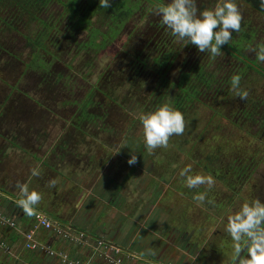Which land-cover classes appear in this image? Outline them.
<instances>
[{
	"label": "rangeland",
	"instance_id": "obj_1",
	"mask_svg": "<svg viewBox=\"0 0 264 264\" xmlns=\"http://www.w3.org/2000/svg\"><path fill=\"white\" fill-rule=\"evenodd\" d=\"M63 1L67 0L52 2L50 7L54 17L51 22L57 23L59 27L56 25L57 28L52 31L56 43H50L48 39L46 41L47 53L39 50L40 54L32 57L33 50L26 38L29 35L31 39L42 29L41 27L34 28L32 24L25 25L20 22L15 27L17 29L11 31L1 28L0 43L3 49L0 48V88L12 87L16 93L12 96V101H9V106L3 105L8 119L3 118V115L0 117V123H27L33 116L39 117L41 114L39 106L52 107L49 104H54L55 109L62 113L58 123L75 122L79 117L80 136L83 133L87 134L88 138L91 134L95 135L96 139L102 141L100 147L105 156L113 157L116 155L114 152L121 148L119 153L123 155L119 160V166L122 167L121 173L125 179H128L127 176L136 168L135 165L129 166L126 163L129 151L135 152L141 169V177L138 176L139 193L142 192L143 196L150 193V185L153 194L159 191L154 209L158 206L164 209L158 215L166 222V227L170 229L178 220L181 230L195 231L194 239L199 240V245L203 249L201 251L205 254L203 258L205 262L203 263L202 257H199L198 263L219 264V259L213 254V250L226 247L229 254L233 250L231 245L229 246L231 237L226 231L227 216L238 210L239 205L249 198H258L264 202V151L256 147L257 127L254 123L241 121L240 113L236 112L237 108L243 106L250 98L253 100L261 98L264 105V76L253 68L241 74V88L249 93L246 101L234 96L231 86L224 83L218 94L211 90L205 97L200 96V101H194L192 106L188 104L180 110L185 119L184 133L171 136L167 148H157L149 153L144 147L142 126L138 116L141 112L157 106L152 94L156 89L157 75L149 66L142 68L139 74H135L133 67L137 60L136 56L138 59L149 58L146 61L151 65L150 57L156 56L163 48L172 47L178 55L176 54L175 59L170 63L167 76L173 80L178 77L180 69H184L183 57L189 56L191 49L171 37L161 25L159 17L155 14V5L162 0H153L154 2L149 1V3L142 0L139 9L137 8L122 25L116 26L111 19L104 16H92L89 27L98 30V33L94 32L92 37L89 27H81V29L74 25L69 27L67 16L60 15L64 12L61 3ZM217 2L218 0H197V7L213 8ZM234 2L242 14L243 31L253 32L251 44L241 52L244 57L252 61L249 63L250 66H255V63L257 67L264 69V63L258 62L255 52L251 50L258 44H264V15L252 10L241 0ZM127 3L131 4L130 1ZM3 15L4 11H1L0 17ZM235 37H238L237 33H233V38ZM90 38H93L98 46L84 45ZM159 45L163 47L158 50ZM32 62L45 67V70L35 64L31 65ZM214 64L223 67L218 72L221 76L229 74L233 68H238L239 71V67H242L240 62L223 54L216 57ZM61 74L62 77H59ZM177 91L173 87L162 103L173 105L171 99ZM2 99L3 97L0 96V111L3 110ZM89 100L93 104L88 108V112L99 116L98 118L89 120L82 118L80 105ZM232 111H235L236 115H231ZM32 114L34 115L31 116ZM42 120L43 123H54V113H47ZM207 156L210 160L206 158ZM236 159L247 162L249 165L247 174L241 176L226 169V166L233 164L232 162L237 163ZM186 165L191 166L193 174L211 175L215 180L212 188L208 190L207 185H201L198 189H188L179 175L180 169ZM216 169L224 172L223 179L226 180L221 178V172H215ZM150 180L144 190L146 185L144 182ZM154 181H157L156 186ZM107 182L115 184L113 177H108ZM158 185H160L159 190L156 188ZM206 190L208 195L203 204L193 200L196 192ZM64 194H68L70 198V195L76 193ZM129 196V198L132 196L130 192ZM168 199L179 200V203L169 202ZM208 200L212 203H208ZM218 204L221 207L215 208L214 205ZM175 207L179 210L174 211ZM132 209L134 208L126 209L123 214L129 211L128 216H131ZM169 213L172 217L177 213L175 220L168 216ZM153 229L154 240L156 236L161 237L160 240L155 241L159 245L157 250L160 253L175 252L176 249L169 248L172 247V243H167L162 236L166 235L165 230L159 232L155 227ZM125 233L128 234V230ZM96 244L97 241L94 245ZM90 251L95 259L102 260L103 257V262L110 264L104 258L107 253L105 247L93 246ZM107 251L111 258L120 259L121 264H128L127 261L131 264H168L164 261L167 260L168 255V257H158L150 252L148 255L132 257L124 251L120 253L109 249ZM145 252L146 249L142 248L139 253ZM173 255L174 253L171 254V258L176 257ZM184 255L186 258L180 256L178 262L172 261L169 264L196 263L198 254L193 255L186 251ZM230 257L232 258V255ZM4 260L5 258H0V261ZM117 260L111 264H120ZM223 264H227L225 259Z\"/></svg>",
	"mask_w": 264,
	"mask_h": 264
},
{
	"label": "crops",
	"instance_id": "obj_2",
	"mask_svg": "<svg viewBox=\"0 0 264 264\" xmlns=\"http://www.w3.org/2000/svg\"><path fill=\"white\" fill-rule=\"evenodd\" d=\"M15 93L12 87L0 88L2 109L3 105L9 106ZM49 105L52 107L39 106L41 114L39 117L32 114L35 118L32 117V122L0 123V214L14 224L10 226L0 222V242L4 244L0 247V258H5L0 264H63L58 257L43 250L26 249L25 234L31 230H34L36 241L84 264H106L103 257L102 260L95 259L90 251L95 241L103 242L109 250L115 247L132 257L150 252L157 254L159 245L155 241L161 237L156 236L154 240L152 225L157 222L159 206L154 209L157 199L151 185L150 193L145 196L139 193L141 169L138 163L136 170L133 169L125 179L119 166L123 153L105 156L100 139L91 133L92 139L85 133L80 136L79 117L75 122L58 123L62 113L55 109L54 104ZM82 106V118L99 117H83ZM5 111H0V117L4 115L3 118L8 119ZM47 113H54V123H43ZM32 168H39L40 176H31ZM108 177H113L115 184L108 183ZM51 180H56L54 187L49 184ZM150 182H144V190ZM19 183H27L30 190L41 194L34 214H46L53 219L50 220L55 226L60 223L73 229L75 234H82L81 240L67 241L52 229L34 228V214L29 216L16 205L20 198ZM156 185L157 181H154ZM64 193L76 194L69 198ZM131 207L134 208L130 210L131 216H128L129 211L123 214ZM127 230L128 234L125 233ZM142 248L146 252L140 254Z\"/></svg>",
	"mask_w": 264,
	"mask_h": 264
},
{
	"label": "trees",
	"instance_id": "obj_3",
	"mask_svg": "<svg viewBox=\"0 0 264 264\" xmlns=\"http://www.w3.org/2000/svg\"><path fill=\"white\" fill-rule=\"evenodd\" d=\"M128 1H130L131 4L127 3ZM141 1L142 0H114L111 8L103 9L99 6V0H67L66 2H61L64 12L60 15L67 16L69 27L74 25L79 29H81V27L88 28L91 25V17L95 15L107 17L117 26L118 24L122 25L126 19H129L137 8L139 9ZM144 1L148 3L149 1L154 2L153 0ZM241 1H243V3H245L252 10L264 15V3H262V0ZM52 2H58V0H0V12L4 11V15L0 17V32L4 29L7 31L17 29L15 27L20 22L25 25L32 24L34 25V28L36 26L41 27L42 29L36 32L31 39L29 35H27L26 38L27 42L30 44V48L33 50L32 57L33 55L35 57L38 56L40 54L39 50L47 53L48 50L45 47L46 41L48 39L50 43H56V41H54V33L52 31L57 28L56 25L59 27L57 23L52 24L51 22L54 18L52 16L53 12L50 11ZM84 7H87V9ZM23 20L26 21L22 22ZM243 25L244 23H241V31L237 33L238 37H235L237 39L233 38L229 42V45L224 46L222 49L223 55H228V57L235 59L236 62H240L242 67H239V71H237L238 68H233V70H231L227 75H218V72L223 67H219V65L214 64L216 57L212 58L208 53H199L195 50L194 46L189 45L186 47L191 49V54L183 57L185 59L182 62L184 64V69H180V73L176 79L170 80L167 76V69L169 68L170 63L175 59V55H178V53L176 50L172 49V47L161 49L163 45H159L158 50L161 49L160 52H158L156 56L150 57L151 65H149L146 61L149 58L138 59V56H136L137 60L135 66L133 67V72L135 74H139L142 68L145 69L149 66V68L157 75L156 89L152 92L155 105L162 104L163 100L169 96L171 89L173 87L176 88L178 91L171 99V102L173 103V106L179 110L185 108L188 104L192 106L194 101H200V96L205 97L208 91L214 90L216 93L219 92L221 85L224 83L225 85L231 86V77L233 75H239L241 77L243 72L253 68L255 71L264 76V69L262 67H257L255 63V66H250L249 63L252 61L244 57L241 52L245 51L247 45L251 44L253 35V32L250 30L247 32L243 31ZM89 29L90 37L93 36L94 32L96 34L98 33L97 29H91V27H89ZM114 30L115 29L113 28L112 31ZM93 38H90L88 41L89 43L86 42L84 45L88 47L98 46L93 41ZM0 48L3 49L2 43H0ZM32 64L35 63L32 62L31 65ZM35 66L39 65L35 64ZM39 67L45 70V67ZM256 99L257 100H253L252 98L248 99L249 101L245 102L243 106H239L236 112L240 113V116L243 117L244 121L254 123L257 127L255 136L258 138L256 139L258 145H256V147L258 146V148L264 151V140L262 141L264 138V105L261 98ZM92 104L91 100L84 102L82 106L83 117L90 118L93 116V114H90L87 111ZM231 115H236L235 111H232ZM259 139H261V141H259ZM206 158L210 160L209 156ZM236 160L237 163L232 162L233 164L226 166V169H228L231 173H236L241 176L245 173L247 174L249 167L247 162L245 160ZM215 172L220 173L221 170L216 169ZM220 176L222 179L224 178L223 171ZM250 257L251 256H249V258Z\"/></svg>",
	"mask_w": 264,
	"mask_h": 264
},
{
	"label": "clouds",
	"instance_id": "obj_4",
	"mask_svg": "<svg viewBox=\"0 0 264 264\" xmlns=\"http://www.w3.org/2000/svg\"><path fill=\"white\" fill-rule=\"evenodd\" d=\"M113 3L114 0H99V6L103 9L111 8ZM155 14L171 37L183 42L184 47L194 46L197 52L208 53L212 58L220 56L224 46H228L233 39V33L241 31L242 14L234 0H218L213 8L205 9L197 7V0H162L155 5ZM251 50L255 52L256 60L264 63V44H258ZM240 80L239 75L231 77V90L234 96L246 101L249 93L241 88ZM138 120L142 126L144 147L149 153L157 148H167L171 136L182 135L185 131L183 113L170 103L141 112ZM120 149L114 153H119ZM137 162L136 153L129 151L126 163L134 166ZM40 174L39 168L31 169V176L38 177ZM179 175L188 189L207 185L210 190L215 183L211 175L193 174L190 165L180 169ZM49 184L54 187L56 180H51ZM17 187L20 198L16 200V205L29 216L33 215L35 206L41 201V194L30 190L27 183H19ZM207 195V190L198 191L193 195V200L203 204ZM207 202L212 203L210 200ZM226 220V231L231 239L235 242L246 239L251 245V259L245 264H264V202L249 198Z\"/></svg>",
	"mask_w": 264,
	"mask_h": 264
},
{
	"label": "flooded vegetation",
	"instance_id": "obj_5",
	"mask_svg": "<svg viewBox=\"0 0 264 264\" xmlns=\"http://www.w3.org/2000/svg\"><path fill=\"white\" fill-rule=\"evenodd\" d=\"M241 121L245 122L243 117H241ZM256 138V136H255ZM258 139V138H256ZM259 141H261V139H259ZM170 181H168L169 183ZM167 186V185H165ZM176 187H178V185H176ZM158 190L160 189V185H158V187H156ZM174 196H176V192L174 191ZM237 193V191L235 192V194ZM159 194V191H156V193L154 194V197L155 199L157 198ZM159 198V197H158ZM157 198V199H158ZM169 202H176V203H179V200H176V199H168ZM184 203V201L182 202ZM160 207V206H159ZM215 208L217 207H221V205H214ZM174 211L175 210H179L177 209V207H175L173 209ZM164 209H161L159 208V211L156 212V215L158 216V218H156L157 222L153 223V227H155L159 232H162L163 230H165V239L167 240V243L171 244L172 243V247H169L171 249H176L175 252H171L170 254L169 253H157V254H154L155 256H158V257H163V256H167V260L164 259V261L166 263H170L172 261L174 262H178L179 259H180V256H184L185 257V253L186 251L189 253V254H193V255H197L198 257L196 258V263L195 264H199L198 261H200V258L199 257H202V262L204 263L205 261L203 260V258L205 257V254L202 249V247L199 245V240L197 239H194L196 233L195 231L193 230H189L187 231L186 229H182L181 230V226L179 227L178 225L180 224L177 220V223L176 225H173L169 228L166 227V222L162 219L161 216L158 215V213L160 212H163ZM169 217L173 218V220H175V217L177 216V213L174 215V217H172V214L169 213L168 214ZM165 217V216H163ZM169 229V230H168ZM168 230V231H167ZM217 234V233H216ZM190 235V237H189ZM193 239V240H190V239ZM224 238V237H223ZM247 240L246 239H242L241 241L239 242H235L233 241L232 239L230 240L229 242V246L231 245L232 249L230 254L226 251V247H224L223 249L218 247L217 249H214L213 250V254H215L217 256V259H219V264H223V261L224 259L226 260L227 264H233L236 257L238 256L239 252L242 250V248L244 247V245L246 244ZM239 243V244H238ZM240 244H242L240 246ZM200 246L199 250H198V247ZM240 246V248H239ZM250 247L251 245L249 244L246 248V250L244 251L243 255L241 256L239 262L237 264H245V261H249L251 259V257L249 258L250 256ZM228 248V246H227ZM176 255L175 258H171V254ZM200 254H202V256H200ZM173 255V257H174ZM230 255H232V258L230 257ZM246 259V260H245ZM215 264V262H214Z\"/></svg>",
	"mask_w": 264,
	"mask_h": 264
},
{
	"label": "built area",
	"instance_id": "obj_6",
	"mask_svg": "<svg viewBox=\"0 0 264 264\" xmlns=\"http://www.w3.org/2000/svg\"><path fill=\"white\" fill-rule=\"evenodd\" d=\"M34 220H35L34 228L40 227V228H43V229H46V230H51L52 229L55 232L56 235L65 237L66 239H68L70 237L69 235H66V233H63L62 230L59 227L53 225L51 220L48 218V216H46L42 212H35ZM0 222L3 223V224L6 223V224H8L10 226H14L12 221H10L9 219H6L1 214H0ZM81 237H82V234H79L78 238L77 237L76 238L70 237V238L77 241ZM25 239H26L25 247L28 250H36V249L43 250L50 256L58 257L63 264H84V263H82V262H80L78 260L70 259L62 251H58L57 252V251H55V250H53V249H51L49 247L44 246L40 242L36 241L34 239V230H31L28 233H26L25 234ZM3 246H4V244L2 242H0V247H3ZM104 247H105V250L107 252L104 255V258L111 264V262H113L114 260H117V259L111 258L110 254H109V251H107V246L104 245L103 242H97L96 248H104ZM111 251H114L115 253H119L120 249L112 247ZM119 262L121 264L120 259L117 260V263H119Z\"/></svg>",
	"mask_w": 264,
	"mask_h": 264
},
{
	"label": "water",
	"instance_id": "obj_7",
	"mask_svg": "<svg viewBox=\"0 0 264 264\" xmlns=\"http://www.w3.org/2000/svg\"><path fill=\"white\" fill-rule=\"evenodd\" d=\"M52 219V218H51ZM53 220V219H52ZM58 225H57V227H59L61 230H62V232L63 233H66V235H69L70 237H73V238H78V235L80 234V233H74L75 231L73 230V229H71V228H68V227H65V226H63V225H61L60 223H57ZM62 237V236H61ZM68 238V239H66L65 237H63L64 239H66L67 241H76V240H74V239H71V238ZM81 239H79L78 241H80ZM249 245V243H248V241L246 242V244L244 245V247L242 248V250L239 252V254H238V256L236 257V259H235V261H234V263L233 264H237L238 262H239V260H240V258H241V256L243 255V253H244V251L246 250V248H247V246ZM93 246H97V244L96 245H91V247H93ZM90 247V248H91Z\"/></svg>",
	"mask_w": 264,
	"mask_h": 264
}]
</instances>
